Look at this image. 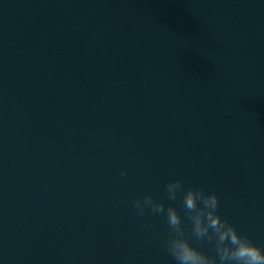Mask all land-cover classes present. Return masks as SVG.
I'll list each match as a JSON object with an SVG mask.
<instances>
[{
  "label": "water",
  "instance_id": "95a60500",
  "mask_svg": "<svg viewBox=\"0 0 264 264\" xmlns=\"http://www.w3.org/2000/svg\"><path fill=\"white\" fill-rule=\"evenodd\" d=\"M172 180L264 249V0H0V264H176Z\"/></svg>",
  "mask_w": 264,
  "mask_h": 264
},
{
  "label": "clouds",
  "instance_id": "9594fccd",
  "mask_svg": "<svg viewBox=\"0 0 264 264\" xmlns=\"http://www.w3.org/2000/svg\"><path fill=\"white\" fill-rule=\"evenodd\" d=\"M123 177L126 172L122 171ZM169 201L181 196L184 217L171 204L165 207L152 195H144L132 201L138 218L145 213L163 215L168 226V236L162 244L176 264H264V249L253 243L247 235H242L227 219L219 215V198L201 187L185 188L180 180L169 181L165 186ZM185 218L191 224L190 233L184 228ZM150 230L151 225L143 224ZM190 238L198 245L207 243L214 247L215 254L207 255L200 247L193 246Z\"/></svg>",
  "mask_w": 264,
  "mask_h": 264
}]
</instances>
